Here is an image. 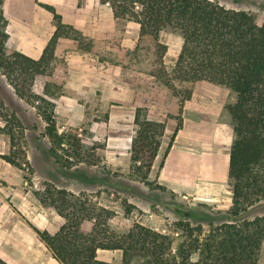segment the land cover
Wrapping results in <instances>:
<instances>
[{"label":"rangeland","instance_id":"374dc122","mask_svg":"<svg viewBox=\"0 0 264 264\" xmlns=\"http://www.w3.org/2000/svg\"><path fill=\"white\" fill-rule=\"evenodd\" d=\"M2 1L9 47L36 44L23 33L25 25L30 24L31 20L48 32L54 26L53 21L49 20L50 26L48 18L41 13L33 11V15H30L25 0ZM210 1L227 9L249 11L258 25L264 23V0ZM79 7L81 10L89 9L91 14L98 13L101 17L102 29L97 32L96 40H99L104 60L100 61L97 55L91 53H73L74 49L69 45L72 41L61 40L51 63V78H36L32 90L37 95H43L46 82H51L49 90L54 95L57 131L78 136L87 147L86 154H93L94 160L91 164L71 161L73 164L70 168L54 166L46 154L52 143L45 134L47 124L39 114L37 103L30 104L20 99L0 73V124L5 128L0 132L4 140L1 144L5 145L1 146L5 148L2 154L15 151V158L21 163L20 167L11 164L18 175L7 185L18 186L21 192H29L38 203L35 191L42 192L48 185L65 188L85 202L86 206H92L96 213L100 212L99 207L112 211L113 214L106 221L114 231L126 232L137 223L167 235L171 239L167 251L170 256L177 252L180 244H187L191 240L197 239L195 246L201 249L211 228L208 219L188 215L183 217L181 212L204 213L214 216V226L218 223V216H222L230 207L232 196L225 165L220 162L217 168L219 174L222 173L221 179L206 185L192 171L195 167L191 164L181 173V181L172 184L163 181L161 167L170 152L171 159L185 157L190 163L194 159L191 156L198 153L192 144L198 138L210 140V150H207L210 153L228 154L233 132L230 116L224 107L234 100V94L226 88L198 81L180 114L177 98L149 75L151 51L143 47L135 49L139 24L115 17L108 21L111 8L100 0H87L86 5ZM14 10H20L16 18H23L24 22L10 21L16 19L13 17ZM159 40L166 45L163 61L169 68L177 59L183 39L178 33L163 30ZM137 107L145 109L148 119L165 123L157 159L148 174L147 183L140 182L131 167L130 147ZM180 116L182 127L185 123L180 136L184 138L186 146L174 144L175 134L167 150ZM2 118L9 122L6 124ZM65 158L66 155L62 154V160ZM4 183H7L6 180L0 178V186ZM45 208L56 212L52 207ZM256 216H264V200L250 206L244 214L248 220ZM92 225L93 220L82 222V228L87 227L85 231H90ZM186 226L191 231L190 235ZM200 249L192 253L193 260L199 258ZM258 264H264V239Z\"/></svg>","mask_w":264,"mask_h":264},{"label":"trees","instance_id":"16d2710c","mask_svg":"<svg viewBox=\"0 0 264 264\" xmlns=\"http://www.w3.org/2000/svg\"><path fill=\"white\" fill-rule=\"evenodd\" d=\"M2 2L0 0V73L20 99L37 103L39 114L47 124L45 134L52 143L46 152L50 162L66 168L72 167L71 161L91 164L94 155L86 154L87 147L78 136L57 131L54 95L49 90L51 82H46L43 95L35 94L32 85L38 77L51 78V63L60 38L75 41L80 52L97 55L102 61L104 56L99 40L62 22L51 5L38 2L52 14L54 31L40 57L31 58L7 45ZM100 2L110 6L115 18L139 24L135 49L143 47L151 51L149 75L177 98L180 114L198 81L226 88L234 94V100L224 107L230 116L233 132L228 164L231 204L222 216H218L215 226L214 216L181 212L183 217H205L211 228L201 249L195 246L197 239L191 240L180 244L177 252L170 256L167 251L171 239L167 235L137 223L126 232L114 231L106 221L112 211L99 207L100 212L96 213L92 206H86L65 188L48 185L42 192L35 191L34 195L42 206L52 207L63 223L53 234L33 227L37 238L61 264H113L98 259L97 249L121 250V264H258L264 239V216L248 220L244 214L250 206L264 200V23L258 25L249 11L227 9L210 0ZM163 30L178 33L183 39L177 59L169 68L163 61L166 45L159 40ZM2 119L6 124L9 122ZM133 122L131 167L137 179L147 183L165 123L148 119L143 107L136 108ZM181 128L180 116L167 150ZM9 130L13 134L11 126ZM1 131L5 128L0 126ZM62 154L66 155L65 160H62ZM16 155L11 151L0 157L20 167ZM84 220H93L90 231L82 228ZM186 230L190 235L187 226ZM198 249L200 256L193 260L191 255ZM0 264L8 263L0 258Z\"/></svg>","mask_w":264,"mask_h":264},{"label":"crops","instance_id":"0c3cea01","mask_svg":"<svg viewBox=\"0 0 264 264\" xmlns=\"http://www.w3.org/2000/svg\"><path fill=\"white\" fill-rule=\"evenodd\" d=\"M36 1L37 3L40 2L51 5L56 13L61 16L62 22L72 25L86 36L96 39L97 32H100L102 29V22L99 20L101 17L98 13L91 14L89 9L81 10L79 7V5L82 4L83 6L86 5L87 0ZM30 3H32V6ZM37 3L35 0H25V5L28 7L30 15H33V11L35 13H41L46 19L48 18V23L52 26L49 21L52 20V14ZM45 10L50 14L49 16ZM19 11L20 10H14L13 17H19ZM113 19L114 16L111 11L108 16V21ZM10 21L24 22V19L16 18L11 19ZM35 23L36 22L31 20L30 24L25 25L23 33L37 45L32 43L28 46L19 44L15 46V48L31 58L38 59L54 31V26L51 27L48 32L47 30H44L40 24ZM42 26L45 27V25ZM17 32L20 31L17 30ZM61 40L68 41L71 39L60 38L56 45L55 54L57 52V47L59 46V41ZM71 41L72 42L70 43L72 44L69 43V45H72V49H74L73 53L77 52V54H80V51L77 49V43L73 40ZM184 129L185 123L184 127L177 131L174 144L182 143L184 144L183 146H186L184 138H181L180 136V132ZM2 138L3 137H0V155L5 151V145L1 144V142L4 141ZM198 139V141L193 140L194 143L192 144L197 149L198 153L195 154V156H191L194 157V159L190 161V163L185 157L171 159L169 156L171 152L168 153V156L164 159L161 167V177L164 182L172 184L175 183L174 181H176V183L181 181V173H184L190 164L195 167L192 171L196 173V176L199 177V180L205 185L207 183L213 184L219 178L221 179L222 173L219 174L217 171V168L221 163L225 165L224 169L227 170L228 177L229 153L226 155L216 151L210 153V151H207L210 150V140L206 138ZM1 146L4 147L2 148ZM156 159L157 156L154 159L153 165L155 164ZM167 170H171L172 172H167ZM17 175V170H15L10 163L0 157V178L7 182L0 186V258L8 264H61L37 238L33 227L40 230H46L53 234L59 229L63 220L56 212L51 211L50 208L41 206L40 203L29 194V192H21L18 186H8L7 184L11 182V179L16 178ZM84 227V229L87 228L86 226ZM96 255L100 260L119 264L122 257V251L119 249H97Z\"/></svg>","mask_w":264,"mask_h":264},{"label":"water","instance_id":"95a60500","mask_svg":"<svg viewBox=\"0 0 264 264\" xmlns=\"http://www.w3.org/2000/svg\"><path fill=\"white\" fill-rule=\"evenodd\" d=\"M184 215H186V214H184Z\"/></svg>","mask_w":264,"mask_h":264}]
</instances>
